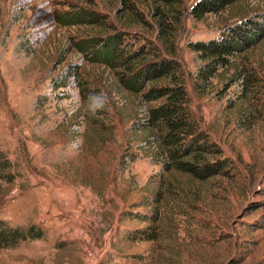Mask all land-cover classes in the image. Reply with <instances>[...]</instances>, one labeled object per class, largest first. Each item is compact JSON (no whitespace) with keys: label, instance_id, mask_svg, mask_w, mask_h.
Returning a JSON list of instances; mask_svg holds the SVG:
<instances>
[{"label":"rangeland","instance_id":"1","mask_svg":"<svg viewBox=\"0 0 264 264\" xmlns=\"http://www.w3.org/2000/svg\"><path fill=\"white\" fill-rule=\"evenodd\" d=\"M183 1L191 8L198 0ZM124 2L135 5L143 22L123 10ZM150 4L0 0V147L17 168L0 201V219L44 233L40 241L1 251L0 264H264V38L241 58L261 79L252 91L233 84V68L198 91L201 64L190 46L219 38L246 17H263L264 0H240L203 20L185 12L175 46L190 110L233 170L207 182L163 175L176 190L158 205L159 240L124 238L153 223L138 215L154 212L144 204L160 188L161 167L141 151L145 135L132 131L149 106L77 46L127 33L126 41L165 49ZM76 14L99 17L105 26L84 19L70 24ZM111 25L116 30L106 31ZM74 64L97 90L94 103H83L75 87L52 88L51 81Z\"/></svg>","mask_w":264,"mask_h":264},{"label":"trees","instance_id":"2","mask_svg":"<svg viewBox=\"0 0 264 264\" xmlns=\"http://www.w3.org/2000/svg\"><path fill=\"white\" fill-rule=\"evenodd\" d=\"M239 1L198 0L194 6L187 8L183 0H150L157 40L163 42L165 49L151 42L126 41L127 33H114L101 40L93 38L77 46L81 52L93 54L90 59L93 64L114 71L120 87L149 106L143 117L135 120L132 131L145 135L144 145L140 149L161 167V179H158L160 188L153 195V202L144 204L154 212L138 215L139 220L153 223L126 232L124 238L132 243H154L160 238V229L156 225L161 216L158 205L167 193L172 194L176 190L175 182L163 175H180L194 182L231 176L233 168L224 157V151L202 130L190 110L186 78L175 41L185 12L188 11L196 20H203L207 15L223 13ZM123 10L130 11L143 22L134 4L124 2ZM83 19L84 22L105 26L99 17L88 20L87 15L80 17L79 14L71 19L70 24L75 25L76 21ZM108 28L106 31L112 28L116 30L112 25ZM263 38L264 16H250L226 26L217 39L190 44L201 64L196 72V89H207L221 76L222 70L233 68V84L240 83L243 90H257L261 79L251 62H246V59L241 62V58H245L246 53ZM51 86L54 90L75 87L83 103L86 100L94 103L97 98V90L91 88L83 78V67L80 64L67 65L58 78L51 81ZM16 170V165L0 147V201L7 187L14 184ZM43 238V231L35 225L12 227L0 219V252Z\"/></svg>","mask_w":264,"mask_h":264}]
</instances>
